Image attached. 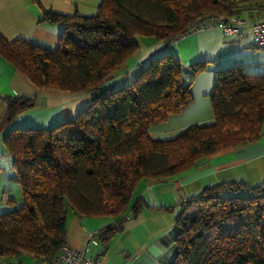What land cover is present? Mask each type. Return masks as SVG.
Returning <instances> with one entry per match:
<instances>
[{
	"label": "trees",
	"instance_id": "16d2710c",
	"mask_svg": "<svg viewBox=\"0 0 264 264\" xmlns=\"http://www.w3.org/2000/svg\"><path fill=\"white\" fill-rule=\"evenodd\" d=\"M243 1L102 0L94 16L42 6L44 23L65 27L55 50L0 34V55L36 88L92 95L91 106L73 121L15 129L3 138L24 204L0 215V259L17 264L28 254L50 264L66 244L70 208L82 217L116 220L98 233L107 247L121 230L140 181L180 176L200 159L261 139L264 76L248 74L243 65L216 71L213 123L192 125L165 141L151 139L149 130L193 101L175 55L153 59L131 84L104 88L138 50V36L170 43L204 17H243ZM255 12H246L248 21L259 19ZM208 66L189 69L195 77ZM4 102L5 125L38 106L28 97ZM244 188L248 195L240 193ZM184 200L175 219L172 264H264V184L221 183L185 206ZM141 208L137 201L132 215Z\"/></svg>",
	"mask_w": 264,
	"mask_h": 264
},
{
	"label": "crops",
	"instance_id": "0c3cea01",
	"mask_svg": "<svg viewBox=\"0 0 264 264\" xmlns=\"http://www.w3.org/2000/svg\"><path fill=\"white\" fill-rule=\"evenodd\" d=\"M102 0H0V34L8 41L24 39L38 46L55 50L65 27L43 22V8L73 16H94ZM139 48L123 68L105 84L104 88H122L131 84L137 72L153 59L173 54L184 67L183 83L190 86L193 101L180 114L153 126L149 136L153 140H171L192 125L214 122L211 94L218 80L216 71L243 65L248 74L264 76V47L253 43L245 36L224 35L220 28L199 33L190 32L170 43L154 37L138 36ZM209 63L208 69L195 77L189 67ZM35 98L38 106L20 114L10 125L3 124L6 118L4 98ZM92 103L89 93H71L55 89H38L13 65L0 55V156L8 155L3 138L12 130L24 128H52L73 121ZM34 104V103H33ZM264 155V135L255 143H242L199 161L184 174L157 181L144 179L138 184L129 205L127 217L121 230L105 247L98 233L116 223L114 218L82 217L68 210L66 245L84 252L88 257L100 256L101 264H172L176 256L175 219L181 212L182 199L193 197L207 187L219 184L223 179L216 175L234 171ZM12 161H4L10 164ZM212 181H207L208 176ZM9 183H16L15 175ZM212 182V183H211ZM0 179V215L11 211L10 195ZM192 185V193L189 191ZM10 191V190H9ZM193 194V195H192ZM137 201L142 208L133 216L131 209ZM171 209V210H170ZM95 236V243H89ZM17 264H46L41 259L24 254ZM0 264L12 262L0 259Z\"/></svg>",
	"mask_w": 264,
	"mask_h": 264
},
{
	"label": "rangeland",
	"instance_id": "374dc122",
	"mask_svg": "<svg viewBox=\"0 0 264 264\" xmlns=\"http://www.w3.org/2000/svg\"><path fill=\"white\" fill-rule=\"evenodd\" d=\"M241 6L243 9L242 10L243 17L247 20H248L247 18L248 16H246V12H248L249 9L255 10L256 16L258 18L264 17V0H244ZM263 135H264V128L262 130V136ZM203 159L198 160L196 164ZM6 160L12 161V157L9 153L8 155L0 156V179H2L5 182L4 185L10 195V199H13L11 205H9L10 209H17L23 206L24 204L23 190L17 181L15 183V187L14 186L10 187L8 185L9 183L13 182L11 179L15 175V172L13 170V161L8 165L4 163V161ZM217 177H221V179H223L222 181H224V182H220L219 184L242 182L249 188L261 186L264 184V155H260L258 159H255V161L250 162L248 165L244 167H241L234 171L220 173L216 175L215 178ZM212 179H214L212 175L206 178L207 181H212ZM191 187L192 185H189L188 189L190 193H192ZM240 193L243 195L249 194L246 188L241 190ZM199 194H196L194 196L197 197ZM178 208L182 210V207L180 205L178 206ZM70 210L72 209L70 208Z\"/></svg>",
	"mask_w": 264,
	"mask_h": 264
},
{
	"label": "built area",
	"instance_id": "2783aa9c",
	"mask_svg": "<svg viewBox=\"0 0 264 264\" xmlns=\"http://www.w3.org/2000/svg\"><path fill=\"white\" fill-rule=\"evenodd\" d=\"M212 28H220L227 37L231 36H245L249 34L253 43L258 47H264V17L254 21H248L243 17L231 16H207L195 21L189 26V33H199L204 30ZM190 197H186L183 205L187 204ZM89 243H95V236H93ZM102 258L100 256L88 257L82 251L73 249L68 245H64L59 254L50 264H101Z\"/></svg>",
	"mask_w": 264,
	"mask_h": 264
},
{
	"label": "water",
	"instance_id": "95a60500",
	"mask_svg": "<svg viewBox=\"0 0 264 264\" xmlns=\"http://www.w3.org/2000/svg\"><path fill=\"white\" fill-rule=\"evenodd\" d=\"M33 104V103H32Z\"/></svg>",
	"mask_w": 264,
	"mask_h": 264
}]
</instances>
